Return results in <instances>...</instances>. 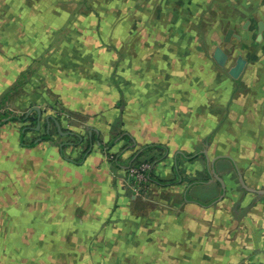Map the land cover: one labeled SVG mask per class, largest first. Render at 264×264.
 <instances>
[{
  "label": "crops",
  "instance_id": "crops-1",
  "mask_svg": "<svg viewBox=\"0 0 264 264\" xmlns=\"http://www.w3.org/2000/svg\"><path fill=\"white\" fill-rule=\"evenodd\" d=\"M14 2L8 39L0 19V264H264V52L241 55L235 78L238 56L221 66L203 40L132 38L116 74L97 7L51 24L49 6ZM253 13L260 29L264 6ZM37 112L35 127L10 118ZM136 158L152 163L142 183Z\"/></svg>",
  "mask_w": 264,
  "mask_h": 264
},
{
  "label": "rangeland",
  "instance_id": "rangeland-1",
  "mask_svg": "<svg viewBox=\"0 0 264 264\" xmlns=\"http://www.w3.org/2000/svg\"><path fill=\"white\" fill-rule=\"evenodd\" d=\"M16 0H0L2 35L9 36V8ZM31 4L49 6L50 23L68 22L73 7L94 6L101 12L102 31L97 42L98 53L114 56L116 74L121 71L120 55L123 42L132 38H195L209 45L211 56L217 46L223 47L229 59L240 55L264 52V45L257 41L260 15L253 13L256 6H264V0H30ZM14 2V3H13ZM28 4L29 1H28ZM45 16V15H44ZM71 16V17H70ZM94 21L93 15H83ZM253 20L248 26L247 21ZM45 21V19H44ZM234 29L229 41H225L229 29ZM50 32H55L51 25ZM235 34H238L237 37ZM52 37V36H51ZM101 41L106 44L101 50ZM105 41V42H104ZM198 42L192 47L198 53ZM78 49V48H77ZM194 53V54H195ZM213 59V57H212ZM211 59V62H213ZM216 61V60H214ZM128 170V169H127Z\"/></svg>",
  "mask_w": 264,
  "mask_h": 264
},
{
  "label": "water",
  "instance_id": "water-1",
  "mask_svg": "<svg viewBox=\"0 0 264 264\" xmlns=\"http://www.w3.org/2000/svg\"><path fill=\"white\" fill-rule=\"evenodd\" d=\"M264 29V23L263 22H260V34H259V37L262 36V31ZM234 33V30L233 29H229L227 35H226V38H225V41H229L230 40V37L231 35ZM237 37H239L238 34H235ZM214 59L217 61V63L221 66H225L226 63H227V60H228V54L225 52V50L223 49V47L221 46H217L215 48V51H214ZM246 65V59L243 57V56H238L237 57V60H236V63L235 65H233L230 69H229V74L232 76V77H239L240 74L242 73L244 67Z\"/></svg>",
  "mask_w": 264,
  "mask_h": 264
},
{
  "label": "trees",
  "instance_id": "trees-1",
  "mask_svg": "<svg viewBox=\"0 0 264 264\" xmlns=\"http://www.w3.org/2000/svg\"><path fill=\"white\" fill-rule=\"evenodd\" d=\"M0 117H3V116L0 115ZM10 118L17 119V120H21V121H26V120H29L30 119L33 122V127H35L37 125V123H40V121H41L40 112H37L36 114L29 113V114H25L23 116H12ZM0 122H3V121L0 120ZM53 122H55L57 128H60L59 124L56 123L55 119L52 116L48 117V119L46 120L47 127L50 126ZM98 140H99V136H98L97 132L96 131H93L91 133V135H89V137H88L89 144H88V146H87V148L85 150V154H87L88 152H90L92 142L98 141ZM113 143H115V142H113ZM110 145H112V144H110ZM82 160H83V158L81 160H79L78 163L81 162ZM147 161H149V160H147ZM141 162L142 161H138V158H136L135 161L133 162V164L131 163V165H139Z\"/></svg>",
  "mask_w": 264,
  "mask_h": 264
},
{
  "label": "built area",
  "instance_id": "built-area-1",
  "mask_svg": "<svg viewBox=\"0 0 264 264\" xmlns=\"http://www.w3.org/2000/svg\"><path fill=\"white\" fill-rule=\"evenodd\" d=\"M152 169V163L142 161L139 165H130L128 167V175L137 183H142L147 180V171Z\"/></svg>",
  "mask_w": 264,
  "mask_h": 264
}]
</instances>
